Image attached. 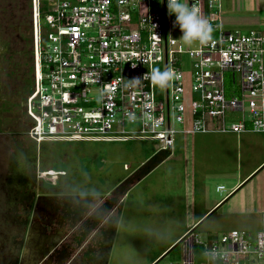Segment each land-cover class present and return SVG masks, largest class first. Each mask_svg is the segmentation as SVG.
I'll return each mask as SVG.
<instances>
[{
  "label": "built area",
  "instance_id": "obj_1",
  "mask_svg": "<svg viewBox=\"0 0 264 264\" xmlns=\"http://www.w3.org/2000/svg\"><path fill=\"white\" fill-rule=\"evenodd\" d=\"M186 2L201 9L212 29L205 43L189 49L176 38L180 28L167 0H30L32 140L141 139L173 150L180 134L264 133V31L226 28L224 0ZM185 55L193 67L189 91ZM150 69L167 71V86L154 82ZM228 73L238 94L227 95ZM186 94L190 125L179 129L176 123H187ZM182 242L183 264H195L198 252L206 257L201 264H262L264 212L256 232L232 229L204 240L189 231Z\"/></svg>",
  "mask_w": 264,
  "mask_h": 264
},
{
  "label": "rangeland",
  "instance_id": "obj_2",
  "mask_svg": "<svg viewBox=\"0 0 264 264\" xmlns=\"http://www.w3.org/2000/svg\"><path fill=\"white\" fill-rule=\"evenodd\" d=\"M27 1L0 0V49L8 46V51L13 54L12 66L7 69H18L16 78L4 77L7 86L4 91L14 93L15 98L19 99L16 108H9L13 115L0 124V264H8V261L11 264L34 263L38 260L34 256L40 245L44 246L39 252L50 251L48 255H53L58 251L55 247L48 249L43 241L61 242L63 239L46 235V228H41L40 233L36 216H41V212L35 216L39 204L42 206L50 199L53 205L58 203L60 207L74 203L71 214L80 216L77 221L73 219L71 227L72 254L63 249L61 256L65 260L61 264H149L188 228L184 200V150L191 138L195 144V199L197 206H200L206 199L214 202L220 200L229 191L228 185L233 183L234 173L244 175L262 161L264 135L180 134L172 155L138 182L136 178L143 170L140 171L142 166L162 151L159 142L131 139L36 144L28 134L32 120L27 107L22 105L25 95H29L23 90L28 85L26 81L34 66L33 36L28 31L31 10ZM17 23L23 30L21 33L15 32L14 25ZM226 28L244 32L261 29ZM181 36L182 32L177 30L176 38L180 40ZM180 41L186 49L192 48V44ZM192 71V60L185 55L182 72L188 91L192 86ZM238 88V83H234L232 74L228 73L227 95L232 94L233 89L238 94ZM190 99V95L186 94L187 123H176L179 129L190 125ZM1 114L5 116L3 112ZM137 128L138 125H128L130 130ZM11 152L13 154L10 155ZM54 169H65L67 172L57 174ZM59 175L61 177H55ZM219 185H224L225 189H218ZM120 198L122 200L116 205ZM113 206L115 208L112 210ZM32 211V218L35 216L36 220L28 231L25 222ZM224 215V211H219L209 217L195 230L197 237L205 240L211 234L232 229L254 232L260 229L261 222L257 215L236 223ZM24 225L26 227L23 229ZM27 232L26 244L29 242V247L26 250L24 238ZM184 258L185 245L181 242L157 264H183ZM195 260V264H201L206 257L198 252Z\"/></svg>",
  "mask_w": 264,
  "mask_h": 264
},
{
  "label": "crops",
  "instance_id": "obj_3",
  "mask_svg": "<svg viewBox=\"0 0 264 264\" xmlns=\"http://www.w3.org/2000/svg\"><path fill=\"white\" fill-rule=\"evenodd\" d=\"M223 20L225 26L229 28L248 27L264 29V0H224ZM260 134L264 135V133ZM194 147V139L191 138L184 150V159H186L184 200L186 202L187 231L195 232L209 217L219 211H224V216L232 220L233 223H236L238 220H250V216L257 215L262 225V215L264 212V165L254 174L253 172L264 163V158L244 175L238 174V172L234 173V181L228 185L229 191L220 200L214 202L206 199L202 205L197 206V200L195 199L197 181L195 180L193 167ZM251 174L253 175L251 176ZM248 177L250 178L247 179ZM218 189L223 190L225 187L224 185H219ZM51 208L50 201H45L42 206L39 204L37 209L38 212H41V220L50 212ZM185 234L183 233L179 238L184 237ZM216 234H220V232L209 236L212 237ZM57 238L59 237L56 236L53 239Z\"/></svg>",
  "mask_w": 264,
  "mask_h": 264
},
{
  "label": "flooded vegetation",
  "instance_id": "obj_4",
  "mask_svg": "<svg viewBox=\"0 0 264 264\" xmlns=\"http://www.w3.org/2000/svg\"><path fill=\"white\" fill-rule=\"evenodd\" d=\"M27 6L28 9L30 8V0L27 1ZM30 12V27H28V31L32 33V29H33V20H32V15H31V11ZM20 23H17L14 25L15 27V32L17 33V31H19L21 33V31H23L20 27L21 25H19ZM8 46H4L0 49V124L4 121H6V119H9V115H13V113L9 110V108L11 106H13L14 108H16V103L18 102V98H15L14 93H5L4 88H7L6 84H4V77H6L7 79L10 77H14L15 78L18 76V69L16 68V70L12 69V70H8L7 67L12 66L11 62H12V52L8 51ZM17 73V74H16ZM34 82V66L31 67L30 72H29V76H28V80L26 81V88L24 87V92L27 93L29 88L32 87V85ZM27 97L28 95H25V99L22 100L23 101V107L26 108L27 107ZM22 101L20 103H22ZM21 105V106H22ZM14 111V110H13ZM1 112H3L5 114V117L3 114H1ZM23 114V111H22ZM28 126V125H27ZM26 126V127H27ZM32 126V122L28 127V131ZM13 152V151H12ZM10 153L13 154V153ZM10 162V160L8 161ZM51 202L52 208L50 210L49 213H47L45 215V217L42 218L41 220V216H36L37 213H35L36 218L39 219L38 223L40 225V233H41V225L42 228H46V235H54L53 237H59L60 239H63L58 245L55 246L56 250H58L57 252L55 251V254L51 255L49 254L46 258H44V260L42 261V263L40 264H61V262H63L65 260V258H63L61 256V254L64 252V250H67V253H71L72 254V250H71V242L72 240H70V232L72 231L73 228H71L73 226V219H75L76 221L79 219L80 216L76 217V214L73 215L71 214V212L73 211V204H69L70 206H64V205H58V203H56L55 205L52 204V200H48ZM47 202V200H46ZM59 208V209H58ZM38 212V209H37ZM29 213L28 218L26 219V226L27 230L29 231L30 226L35 224V216L34 219L33 217V211L32 214ZM25 225L23 226V229L26 227ZM52 229H56V230H52ZM56 231V232H54ZM97 233V232H96ZM28 232L27 235L24 238V246L26 244V240L28 238ZM57 238V239H59ZM49 243H46V245H48ZM50 245V244H49ZM48 245V246H49ZM88 245H91V243H89ZM23 246V248H24ZM20 248V246H18V249ZM66 248V249H65ZM87 248V247H86ZM64 249V250H63ZM85 249V248H84ZM23 251V250H22ZM83 251V250H81ZM75 252V251H74ZM73 252V253H74ZM76 253V252H75ZM20 254H21V249H20ZM36 255H40L39 258H41V253L39 252V250H37V254ZM51 255V256H50ZM76 255H74L75 258ZM69 261V260H68ZM8 264L9 261L7 262ZM69 264H72L71 262Z\"/></svg>",
  "mask_w": 264,
  "mask_h": 264
},
{
  "label": "clouds",
  "instance_id": "obj_5",
  "mask_svg": "<svg viewBox=\"0 0 264 264\" xmlns=\"http://www.w3.org/2000/svg\"><path fill=\"white\" fill-rule=\"evenodd\" d=\"M161 2L163 3V0H161ZM167 9L169 16L175 15L176 17L173 26H178L180 28L182 32L180 40L191 45L196 41L203 44L209 39L212 31L211 25L203 17L201 9L196 4L193 3L189 5L186 0H167ZM133 67H135V65H133ZM150 72L154 82L158 83L162 88L167 86V78L169 75L167 71L160 73L150 69ZM147 75L148 73L145 74V76ZM133 80H139V78ZM148 118L150 117L146 116V119Z\"/></svg>",
  "mask_w": 264,
  "mask_h": 264
},
{
  "label": "water",
  "instance_id": "obj_6",
  "mask_svg": "<svg viewBox=\"0 0 264 264\" xmlns=\"http://www.w3.org/2000/svg\"><path fill=\"white\" fill-rule=\"evenodd\" d=\"M172 155V149L171 148H169V149H165V150H162V151H160V152H158L157 154H155L154 156H152L143 166H142V168L140 169V171H141V173H140V175H139V177H137L136 178V181L138 182V181H140L141 179H143L144 177H146L148 174H150L155 168H157L162 162H164L168 157H170ZM49 236V235H48ZM49 238L50 237H48V241H49ZM184 239V237L183 238H181L176 244H174V246L173 247H171L170 248V250L169 251H167L161 258H159L154 264H157L160 260H162L171 250H173L177 245H179L181 242H182V240ZM43 243H47V241L46 240H44L43 241ZM49 244V246H48V249H50L51 247H55L58 243H60V242H58V241H53V242H48ZM29 245V242L26 244V250H27V248L29 247L28 246ZM43 245V244H42ZM44 246V245H43ZM43 246H38L37 247V250H39L41 247H43ZM51 250V249H50ZM50 251H41L40 253H41V258H39V256L40 255H36L37 253L35 252V256H34V258H37L38 260H36V261H34V263H30V264H40L41 263V261L45 258V257H47V255H48V253H49ZM26 254V252H24V256H26L25 255ZM26 264H29V262H26Z\"/></svg>",
  "mask_w": 264,
  "mask_h": 264
},
{
  "label": "trees",
  "instance_id": "obj_7",
  "mask_svg": "<svg viewBox=\"0 0 264 264\" xmlns=\"http://www.w3.org/2000/svg\"><path fill=\"white\" fill-rule=\"evenodd\" d=\"M33 84H34V82H33ZM32 90H33V85H32V87H30L29 88V90H28V94H30L31 92H32ZM172 153H173V150H172ZM56 171H58V172H67L65 169H55ZM60 177V176H59ZM120 200H122V198H120L119 199V201L116 203V205L120 202ZM115 205V206H116ZM115 206H113V207H111L112 208V210L115 208ZM106 216V215H105ZM105 218V217H104ZM103 218V219H104ZM199 221V220H198ZM188 231L186 230L185 232H184V234L185 233H187ZM180 238H178L177 240H175L171 245H169L163 252H161L160 253V255H158L154 260H152L149 264H153L165 251H167L171 246H173L178 240H179ZM195 249H197L198 251H200V247H197V248H195ZM172 251V250H171Z\"/></svg>",
  "mask_w": 264,
  "mask_h": 264
}]
</instances>
